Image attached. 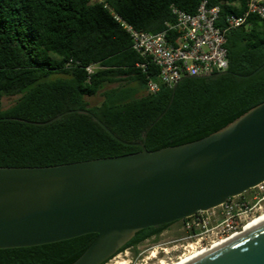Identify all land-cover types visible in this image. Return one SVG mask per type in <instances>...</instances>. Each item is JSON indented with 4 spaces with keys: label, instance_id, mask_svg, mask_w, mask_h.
<instances>
[{
    "label": "trees",
    "instance_id": "trees-1",
    "mask_svg": "<svg viewBox=\"0 0 264 264\" xmlns=\"http://www.w3.org/2000/svg\"><path fill=\"white\" fill-rule=\"evenodd\" d=\"M199 2L0 0V118L44 122L86 110L123 141L144 142L147 150L215 132L264 100V67L248 77L232 74H251L264 63V18L249 14L243 25L225 31L224 72L232 73L183 77L156 93L145 91L147 78L157 79L156 69L137 65L144 59L115 18L155 33L175 22L172 7L194 13ZM247 2L212 0L220 6L216 25L222 27L228 14H242ZM96 95L100 102L90 105L86 98ZM13 96L3 107V97ZM139 150L114 139L86 113L68 112L44 124L0 119V166H48ZM169 224L137 231L117 252L158 236ZM95 236L2 248L0 264H57L85 250Z\"/></svg>",
    "mask_w": 264,
    "mask_h": 264
},
{
    "label": "water",
    "instance_id": "water-1",
    "mask_svg": "<svg viewBox=\"0 0 264 264\" xmlns=\"http://www.w3.org/2000/svg\"><path fill=\"white\" fill-rule=\"evenodd\" d=\"M262 67L248 75L219 73L248 77ZM68 112L89 114L114 139L140 150L0 166V249L95 233L85 250L57 264H103L137 231L215 208L264 182V100L213 133L155 150L123 141L86 110L44 122L0 119L44 124ZM187 264H264V223Z\"/></svg>",
    "mask_w": 264,
    "mask_h": 264
},
{
    "label": "built area",
    "instance_id": "built-area-1",
    "mask_svg": "<svg viewBox=\"0 0 264 264\" xmlns=\"http://www.w3.org/2000/svg\"><path fill=\"white\" fill-rule=\"evenodd\" d=\"M211 1L200 0L194 13L172 7L175 22L166 23L163 30L155 33L138 31L115 16L128 32L132 49L144 59V63L137 65L141 68L150 65L157 71L156 80L150 77L146 80L147 93H156L161 85L173 87L181 77L206 76L225 71L228 67L225 31L243 25L249 14L264 18V0H248L247 8L242 14H228L223 19L224 25L217 26L220 6L212 4ZM93 68L94 65H89L86 71L90 73ZM231 198L222 205H227ZM206 211H198L190 217L198 218ZM235 217L240 219V214H236ZM228 227L224 231H230L236 225L231 224ZM235 232L236 230L232 233ZM227 236L229 235L224 238Z\"/></svg>",
    "mask_w": 264,
    "mask_h": 264
},
{
    "label": "rangeland",
    "instance_id": "rangeland-1",
    "mask_svg": "<svg viewBox=\"0 0 264 264\" xmlns=\"http://www.w3.org/2000/svg\"><path fill=\"white\" fill-rule=\"evenodd\" d=\"M15 98L16 96L3 97V107L12 104ZM86 99L90 105H95L100 102L101 97L96 95ZM245 207L247 209L244 212ZM238 213L240 219L235 217ZM263 214L264 182L241 195L232 197L227 205L217 206L201 213L198 218L190 217L186 219L187 222L182 220L172 222L156 238H150L135 248H126L117 252L103 264L118 262L124 264H161V262L180 264L182 257L193 258L208 252L210 248L222 245L226 240L224 236H231L230 233L234 230L242 231L244 225H248L251 220H255L257 217L262 218ZM258 221L261 220L255 221L250 226ZM231 224L236 227L227 231V234L224 230ZM193 229L196 232H192Z\"/></svg>",
    "mask_w": 264,
    "mask_h": 264
},
{
    "label": "bare ground",
    "instance_id": "bare-ground-1",
    "mask_svg": "<svg viewBox=\"0 0 264 264\" xmlns=\"http://www.w3.org/2000/svg\"><path fill=\"white\" fill-rule=\"evenodd\" d=\"M262 219H263V220H262ZM257 220H261V221H258V223H255L254 225L250 226L252 223H254V222L257 221ZM247 223H248V222H247ZM263 223H264V214H263L262 218L257 217L255 220H251V222H249L248 225L246 224L247 226L244 225V226H243V229H242L241 232L232 233L231 236H229V237H227V238H224V239H226V240L223 241V244L229 242L230 240H232V239H234V238H237V237L241 236V234H244V233H246V232L252 230L253 228H255V227H257V226H259V225H261V224H263ZM223 244H222V245H223ZM222 245H220V246H222ZM217 247H219V246H217ZM217 247H214V248H217ZM211 249H213V248H211ZM206 253H207V252H205V253H203V254H206ZM203 254L198 255V256L196 255V256L193 257V258L182 257V258L180 259V260H181V263H180V264H187V263L190 262L191 260H193V259H195V258H197V257H200V256H202ZM152 257H154V254H152ZM115 264H124V263H119V262H118V263H115ZM125 264H126V263H125ZM161 264H166V263L161 262Z\"/></svg>",
    "mask_w": 264,
    "mask_h": 264
},
{
    "label": "flooded vegetation",
    "instance_id": "flooded-vegetation-1",
    "mask_svg": "<svg viewBox=\"0 0 264 264\" xmlns=\"http://www.w3.org/2000/svg\"><path fill=\"white\" fill-rule=\"evenodd\" d=\"M180 220L187 222V220H185V218H184V219H180ZM155 227H157V226H155ZM150 238H156V236H155V235H152V236H150V237H147V238H145L142 242L147 241V240H149ZM142 242H141V243H142Z\"/></svg>",
    "mask_w": 264,
    "mask_h": 264
}]
</instances>
